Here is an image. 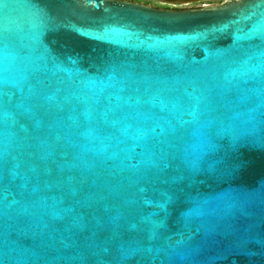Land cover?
I'll use <instances>...</instances> for the list:
<instances>
[{"label":"water","instance_id":"water-1","mask_svg":"<svg viewBox=\"0 0 264 264\" xmlns=\"http://www.w3.org/2000/svg\"><path fill=\"white\" fill-rule=\"evenodd\" d=\"M0 264H264V0H0Z\"/></svg>","mask_w":264,"mask_h":264},{"label":"flooded vegetation","instance_id":"flooded-vegetation-1","mask_svg":"<svg viewBox=\"0 0 264 264\" xmlns=\"http://www.w3.org/2000/svg\"><path fill=\"white\" fill-rule=\"evenodd\" d=\"M126 1H137L154 6L164 7V8H190V7H199L210 4H218L225 0H197V1H187V2H178V1H168V0H126Z\"/></svg>","mask_w":264,"mask_h":264}]
</instances>
